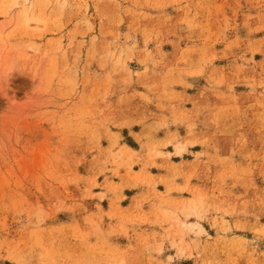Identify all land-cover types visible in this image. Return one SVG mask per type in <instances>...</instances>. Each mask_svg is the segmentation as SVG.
Returning <instances> with one entry per match:
<instances>
[{"label":"rangeland","instance_id":"rangeland-1","mask_svg":"<svg viewBox=\"0 0 264 264\" xmlns=\"http://www.w3.org/2000/svg\"><path fill=\"white\" fill-rule=\"evenodd\" d=\"M14 1L0 264H264V0Z\"/></svg>","mask_w":264,"mask_h":264},{"label":"bare ground","instance_id":"bare-ground-1","mask_svg":"<svg viewBox=\"0 0 264 264\" xmlns=\"http://www.w3.org/2000/svg\"><path fill=\"white\" fill-rule=\"evenodd\" d=\"M28 2V0H15L14 4L15 5H25ZM21 20L24 22V24L26 25V27H31L32 25L37 26V24H39L41 21L36 18L33 17L32 14H30L29 11L24 10L22 11V16H21ZM180 151V147H177V152L179 153Z\"/></svg>","mask_w":264,"mask_h":264}]
</instances>
